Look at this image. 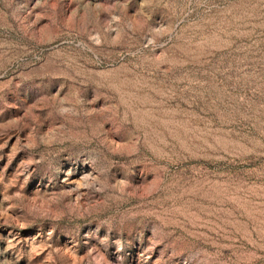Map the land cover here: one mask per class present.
Masks as SVG:
<instances>
[{
  "label": "rangeland",
  "instance_id": "374dc122",
  "mask_svg": "<svg viewBox=\"0 0 264 264\" xmlns=\"http://www.w3.org/2000/svg\"><path fill=\"white\" fill-rule=\"evenodd\" d=\"M0 264H264V0H0Z\"/></svg>",
  "mask_w": 264,
  "mask_h": 264
}]
</instances>
